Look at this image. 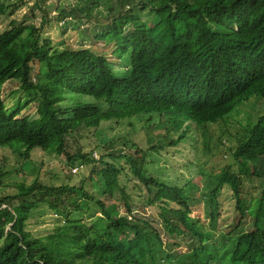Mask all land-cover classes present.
Wrapping results in <instances>:
<instances>
[{
    "label": "trees",
    "instance_id": "trees-1",
    "mask_svg": "<svg viewBox=\"0 0 264 264\" xmlns=\"http://www.w3.org/2000/svg\"><path fill=\"white\" fill-rule=\"evenodd\" d=\"M73 1L61 7L57 20L70 18L80 26L82 18L89 20L94 10L105 8L106 22L94 35V42L105 41L103 50L79 46L50 51L49 41L39 43L38 37L23 52L15 40L29 28L36 32L34 26L0 34V38L7 37L0 39V151L10 154L2 163L14 162L12 171L0 166V264H212L220 251L226 264H264V113L256 117L251 111L245 113V128L234 138L235 170L225 167L210 177L195 169L196 163L185 164L188 175L194 168L204 179L202 188L183 175L179 181H169L162 169L153 167L155 160L148 153L175 148L184 137L187 141L188 124L206 143L209 124L226 122L245 102L261 106L264 0ZM12 8L17 5L0 4V16ZM46 22L43 19L41 24ZM127 25L132 30L123 35ZM114 60L122 62L124 69L114 70ZM37 63L46 68L40 82L33 76ZM43 71L37 69L34 75L42 76ZM12 81L19 84L22 96L14 108L7 109L2 88ZM30 106H35L34 113H22ZM138 116H148L144 123L165 130L167 142L142 148L128 139L124 146L136 149L137 156L110 152L105 158L111 162L101 156L100 167L91 169L97 177L92 186L99 189L98 195L120 192L124 197L125 215L89 194L86 179H80L79 185L59 186L41 184L37 178L30 184L25 178L5 183L12 173L16 176L22 169H32L31 152L53 154L55 142L56 152L65 156L70 169L92 164L91 153L69 154L66 138L96 128L100 121ZM173 123L174 132L185 128L183 134L175 136L166 127ZM216 152L206 151L212 156ZM120 160L128 164L129 172L119 166ZM127 174L145 192L140 209L157 210L167 237L190 236L189 251L170 254L160 233L133 214L127 187L120 184V177L130 180ZM255 177L258 188L249 187L254 195L245 188ZM225 189L235 199L242 220L229 231L231 235L212 241L211 231L189 221V207L193 195L202 191L213 227L218 220L217 197ZM81 198L89 204L85 214L76 218L82 210ZM92 204L100 215L91 211ZM47 211L54 214L53 229L33 237L25 230L27 222ZM248 219L250 227L239 229Z\"/></svg>",
    "mask_w": 264,
    "mask_h": 264
},
{
    "label": "rangeland",
    "instance_id": "rangeland-1",
    "mask_svg": "<svg viewBox=\"0 0 264 264\" xmlns=\"http://www.w3.org/2000/svg\"><path fill=\"white\" fill-rule=\"evenodd\" d=\"M0 4L6 6L17 5V8L10 10L0 16V34L5 32L6 35L10 31L17 29L18 26L27 27L34 26L37 29L36 32L29 28L28 32H21V36L16 38L15 44L16 47L23 52L29 50V44L32 43L36 38L39 39V43H42L45 40L49 41L48 49L50 51L57 50L63 51L68 49H75L79 46L82 47H93L96 50H103L105 41L97 40L94 42L95 33L102 29L104 25L105 15L107 12L103 6L99 9L94 10L91 14V19L86 20L82 18L80 26H77L76 21L71 20L70 18H64L63 20H57L59 10L63 6H70L74 4L73 0H0ZM147 15V11L145 12ZM46 16V18H45ZM147 19V17H144ZM43 19H47L46 23L41 24ZM103 23V24H102ZM132 28L131 25H127L123 29V35H129ZM36 33V34H35ZM7 37L0 38L1 40L6 39ZM35 71L33 72L34 81L40 82L43 80V73L46 71L45 65L35 64ZM38 70L44 71L40 75H34ZM113 69L118 71L124 69L122 62L114 60ZM119 83L122 85L125 83L124 79L120 80ZM22 93L19 89V84L16 81L6 83L2 88V99L3 104L7 109L14 108V103L21 99ZM251 99L255 100L254 97ZM250 99V100H251ZM261 106L258 104L253 105L250 101L243 103L242 107L237 108L238 113H231V118H228L226 122H219L215 125H209L207 133L209 140L207 144L202 143L199 133L194 132V130L189 126V131L187 133V141L182 139V143L175 148L161 149L157 154L155 151L148 152L151 155L152 160H155L154 168L162 169L164 173L163 176L169 181H179L178 176L183 175L182 177H191L193 183L197 184L199 188H202L201 184L204 185V179L193 171L192 175L185 170V164L196 163L197 170H203L205 175L210 177L217 176L222 168L233 167L236 169V164L233 159L234 151V138L237 135L242 133V130L245 128L246 119L244 115L246 112H253L254 117L264 113V100H261ZM105 110V106L102 107ZM36 110L35 106H30L25 108L22 113L32 114ZM104 112V111H103ZM229 115V116H230ZM148 116H138L126 118L122 121H116L117 119H110L109 121H100L99 125L96 128L85 130L79 135L73 134V137L66 138V151L69 154H75L78 151H82L83 154H92L94 162L91 164H82L79 165V169H75L72 173L70 172L69 164L65 156L60 155L59 152H56L58 143H54L55 152L51 155L45 154L40 150H35L30 153V158L32 161L33 167L30 171L23 170L19 175L14 176L12 173L8 177L5 183H18L23 178H25L26 184H30L35 178H37L41 184L46 185H79L80 179H86L90 182V185L86 186L89 194L97 197L101 203L106 205L109 208L118 207L120 215H125L126 208L123 201V196L120 192H116L114 195H98L99 189L93 187L92 183L97 180V177L91 172L93 167H100L99 159L102 156L103 161L107 160L111 162L109 158H105L106 154L110 152L123 151L124 153L135 154L136 149H129L124 146L125 143H128V139L132 140L134 143L139 146L150 148L154 145L164 144L167 141L164 140L166 135L165 130H155L153 125L150 127L149 124L144 123ZM152 117L157 118V115ZM155 125V124H154ZM176 124H170L169 127L175 136H180L183 134L184 127L180 129V132H174ZM185 138V137H184ZM228 146V150L227 147ZM206 151L211 153L216 152L215 156L212 154L208 155ZM10 154L6 151H0V166H3L4 171H12L13 161H6L2 163L3 157H9ZM134 156H137L136 154ZM119 166H122L129 172L128 164L124 160L119 161ZM76 173V174H73ZM72 175V176H71ZM130 180L127 178L120 177L121 186L125 185L127 189L125 194L129 193L130 198H128V203L131 205V210L134 211L133 214L137 215L144 221L148 222L152 227L160 233L161 239L164 244V248L169 251L172 255H177L189 251L191 248V238L187 234L180 235L177 237H167L165 235V230L163 227L162 218L155 208L145 209L144 211L140 209L142 207V201L145 197V192L140 191L135 187V178L127 174ZM92 179V180H91ZM134 180V181H131ZM183 181V180H182ZM181 182V181H180ZM246 190H252L249 187L258 188L259 180L257 177L253 178V182H246ZM251 194L253 190L250 191ZM202 191L198 194L193 195L194 202L189 207V221H197L205 230H209L213 233L212 241H218L219 236H226L229 231L232 230V227L236 226L241 219L240 215L236 211V201L231 196L230 190L225 189L221 192L218 197V220L216 225L213 227L210 224L209 215H208V204L207 201L202 200ZM250 194V195H251ZM255 195V194H254ZM82 210L79 214L75 215L76 218L82 217L85 214V210L88 207L89 202L85 198H81L78 201ZM92 212H97L96 216L100 215L98 213V208L94 204L91 205ZM46 211V210H45ZM54 214L50 212H45L43 215L37 216L27 222L25 230L29 231L33 237L45 236L53 229V220ZM87 215V213H86ZM167 217L173 219L172 213H167ZM92 220V219H90ZM244 221V220H243ZM247 221V219H246ZM248 224V225H247ZM252 224V220L248 219L247 223H243L242 227L245 231ZM237 227V228H238ZM236 228V229H237ZM231 235V234H229ZM233 235V233H232ZM222 251H220L221 253Z\"/></svg>",
    "mask_w": 264,
    "mask_h": 264
},
{
    "label": "clouds",
    "instance_id": "clouds-1",
    "mask_svg": "<svg viewBox=\"0 0 264 264\" xmlns=\"http://www.w3.org/2000/svg\"><path fill=\"white\" fill-rule=\"evenodd\" d=\"M220 122H222V121H220ZM219 123V122H218ZM218 123H214V124H209V125H215V124H218ZM193 130H194V132H196L195 131V129L193 128V127H191ZM207 129H208V127H207ZM185 130V128L183 129V131ZM188 131H189V127H188V130H187V132H186V136H187V133H188ZM205 132H206V130H205ZM184 140H185V138H183ZM186 141V140H185ZM202 143H203V141H202ZM204 145H206L207 144V142L206 143H203ZM234 152V151H233ZM233 155V154H232ZM80 167L79 166H75V167H73V168H71L70 169V172L72 173L75 169H79ZM73 174H76V173H73ZM223 253V251L221 252V254ZM263 254H262V256H261V261L264 259V251L262 252ZM220 254V256H219V258L217 259L216 258V260L215 261H213L212 262V264H226V261H225V263H223L224 262V260L222 261V258H223V256Z\"/></svg>",
    "mask_w": 264,
    "mask_h": 264
}]
</instances>
